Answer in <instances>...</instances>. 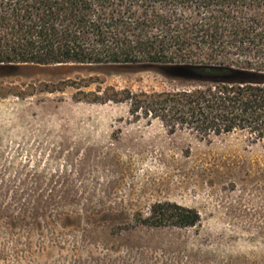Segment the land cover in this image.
I'll use <instances>...</instances> for the list:
<instances>
[{
    "label": "rangeland",
    "instance_id": "1",
    "mask_svg": "<svg viewBox=\"0 0 264 264\" xmlns=\"http://www.w3.org/2000/svg\"><path fill=\"white\" fill-rule=\"evenodd\" d=\"M156 71L30 65L0 79V264H264V142L132 121L112 88H182ZM189 227L132 226L151 206Z\"/></svg>",
    "mask_w": 264,
    "mask_h": 264
},
{
    "label": "trees",
    "instance_id": "2",
    "mask_svg": "<svg viewBox=\"0 0 264 264\" xmlns=\"http://www.w3.org/2000/svg\"><path fill=\"white\" fill-rule=\"evenodd\" d=\"M66 64L192 72L173 90L85 95L126 102L132 121H157L171 134L240 131L264 142V0H0V79ZM200 220L195 208L159 201L132 226Z\"/></svg>",
    "mask_w": 264,
    "mask_h": 264
},
{
    "label": "water",
    "instance_id": "3",
    "mask_svg": "<svg viewBox=\"0 0 264 264\" xmlns=\"http://www.w3.org/2000/svg\"><path fill=\"white\" fill-rule=\"evenodd\" d=\"M165 71H166V73L171 75L168 77H171L174 79H186V80L195 79V75L192 72H190V74H188L186 71H183L182 69H179V68H177V69L176 68L175 69H166Z\"/></svg>",
    "mask_w": 264,
    "mask_h": 264
}]
</instances>
